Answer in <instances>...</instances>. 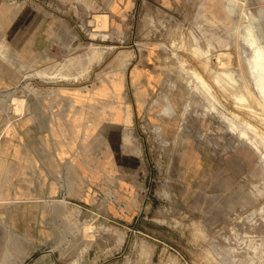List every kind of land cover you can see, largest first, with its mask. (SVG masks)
Returning <instances> with one entry per match:
<instances>
[{"label": "rangeland", "instance_id": "374dc122", "mask_svg": "<svg viewBox=\"0 0 264 264\" xmlns=\"http://www.w3.org/2000/svg\"><path fill=\"white\" fill-rule=\"evenodd\" d=\"M249 18L264 43V0H0V264H264Z\"/></svg>", "mask_w": 264, "mask_h": 264}, {"label": "bare ground", "instance_id": "6f19581e", "mask_svg": "<svg viewBox=\"0 0 264 264\" xmlns=\"http://www.w3.org/2000/svg\"><path fill=\"white\" fill-rule=\"evenodd\" d=\"M242 17L243 14L241 15ZM256 21L255 18H249L246 22L242 41L244 47L252 51L251 56L246 60L249 71L258 76L264 84V43L262 42L261 35L257 31Z\"/></svg>", "mask_w": 264, "mask_h": 264}]
</instances>
